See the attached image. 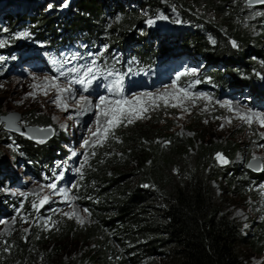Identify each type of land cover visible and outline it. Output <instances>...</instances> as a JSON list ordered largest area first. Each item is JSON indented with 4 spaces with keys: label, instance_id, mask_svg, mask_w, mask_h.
Segmentation results:
<instances>
[{
    "label": "rangeland",
    "instance_id": "obj_1",
    "mask_svg": "<svg viewBox=\"0 0 264 264\" xmlns=\"http://www.w3.org/2000/svg\"><path fill=\"white\" fill-rule=\"evenodd\" d=\"M255 1L247 5L249 0H234L223 14L217 13L215 7L207 9L204 0H170V2L161 0L155 8L143 7L141 17L145 20L142 28L144 43H147L146 39H148L149 45L154 48L147 51L149 61L145 65L149 68H144L143 70L146 71L139 74H134L137 72L135 68L126 66L124 58L130 55L142 60L144 53L137 56L132 53L126 55V52L117 51L115 46L112 49L107 47L105 41L94 44L92 53L89 52L86 56L88 64L95 58V66L101 71L107 69L125 74L123 81L125 97H131L133 94L152 93L155 96L164 92L173 93L175 89L172 85L177 74L191 69L197 70L196 75L181 76L176 82V87L189 88L194 96L206 93L211 97V100L195 99L194 102L172 100L169 97V103H178L179 107H165L163 101H157L159 107H149L144 113L147 118L136 120L127 127L117 128L115 136L118 139L110 137L103 147H92L91 144L86 148L81 147L84 140L93 139L89 131V128L95 130V116L92 112L77 117V107L73 100H68V111H64L51 103L56 95L54 89H48V95L45 96L42 87H33V85L42 86L46 77L57 75L50 59L46 60V65L41 60L44 47L33 41L30 32L26 38H12L18 33L27 32L19 29L23 25L18 26L17 31H11L0 24V40L7 41L3 47H0V117L17 114L20 121L16 126L20 129L54 130V134H49L45 142L40 144L37 140H30L25 134L5 130V124L0 123V220L6 221L0 223V263L62 264L88 255L92 246L81 245L82 237L78 233L82 228L92 225L90 214L84 211L86 208L82 205V202L94 204L95 199L92 193L91 198L83 201L88 189L87 186L85 187L87 178L95 174L100 168L99 165H105L118 155L120 151L118 143L123 134H131V132L143 134L152 131L158 141L170 135L183 139H193L199 135L206 143L232 145L238 149L235 155H223L229 161L227 164H221L216 159L217 154L211 158L215 177L227 171L229 178L233 176L231 185L227 184L228 178H222L220 181L214 179L211 191L215 199L219 200L223 215L238 225L241 238H247L239 250L243 264H264V251L260 253L264 245L250 249L248 246L252 240L264 236V188H261V185H264V171L252 173L246 169L247 162L253 157L264 163V148L259 147L264 144V139L260 135L264 133V127L257 122H253L250 126L243 123L236 118L235 111L238 109L241 113H246L251 109L264 112V99L260 98L264 92V79L261 78L264 77V3ZM60 2L58 11L68 10V1ZM210 2L212 3V0ZM50 9L46 8V10ZM185 10L191 11L190 15L186 14L189 12L184 13ZM162 16L168 19H159ZM187 16L193 19L202 17L204 23L201 21L199 23L210 29L209 32L207 29L204 30L210 48L229 58H241L242 63L236 67L237 71L232 73L234 78L243 83L241 87H237L232 79L226 76L228 74L226 69L231 67V63L222 67L219 63L210 65L201 57L174 56L175 59L172 60L179 61V65L176 69L168 71L171 62L167 59L172 56L166 52H172L176 40L165 37L174 36L176 30L187 28ZM148 19L155 20V24L147 25ZM225 19L235 27V30L249 39L246 47L239 44L238 48L232 47L230 30L222 22ZM137 34L136 32L130 41H135ZM259 36H262L261 39ZM128 42H124L125 48L128 51L134 50L135 46L130 47L132 43L128 45ZM26 55H32L34 58L26 59ZM104 55L108 57L106 60L102 58ZM159 55L160 58L157 57ZM72 57L74 56L64 53L55 58L63 60ZM101 58L102 64L97 65V60ZM242 64H253L254 69L251 67L250 70H246ZM75 65L78 63L71 59V63L66 64L65 68ZM107 70H104L105 75ZM163 75L167 76V79H156L155 83L148 80L150 77L155 79ZM112 79L114 77L100 80L108 83ZM196 80L200 83H195ZM60 83L66 86L64 78L60 79ZM252 84H257L258 90L246 89ZM139 85H144L146 88L142 86L137 88ZM97 87H92L89 93H81L80 86L74 85L77 89L76 96L88 95L93 104L96 103L99 95L109 94L107 91L101 93ZM33 92L36 94L35 98L29 95ZM217 101H231L234 111L230 112L227 108L221 107ZM77 119L80 120L79 124L76 123ZM61 125L65 127L61 128ZM13 148L16 150L13 151ZM42 149L48 157L39 159L41 163L37 164L35 163L37 159L33 156ZM73 152L76 155H72ZM93 152L95 155H92ZM85 154H87L86 164ZM81 164L84 165L81 172L73 171ZM62 165L68 170L64 173V179L57 182V186L67 188L70 195L78 197L71 205L65 203L62 196L53 194L47 187L41 189V185H47L55 179L53 172L59 173ZM45 177L49 179L46 180ZM252 177L255 179L251 180ZM94 186L91 185L89 188L95 191ZM20 192H38L41 196H50L51 200L36 211L31 208V202L38 203L37 198L29 196L25 199L13 195ZM21 202H23L22 209H20ZM17 209H20L19 215ZM73 209L84 219L83 224L77 223L75 217L69 219L63 215ZM21 216L26 217V223L21 220ZM147 263L172 264V260L161 251L159 255L144 262Z\"/></svg>",
    "mask_w": 264,
    "mask_h": 264
},
{
    "label": "trees",
    "instance_id": "obj_2",
    "mask_svg": "<svg viewBox=\"0 0 264 264\" xmlns=\"http://www.w3.org/2000/svg\"><path fill=\"white\" fill-rule=\"evenodd\" d=\"M60 1H68V10L58 11ZM159 1L0 0V24L11 31L23 25L19 29L30 32L33 41L44 47L42 53L78 42L93 50L94 44L105 41L107 47L115 46L126 55L144 53L142 60L138 58L147 64V51L154 46L149 45L148 39L144 43L145 20L141 11L155 8ZM204 1L207 9L215 7L217 13L223 14L234 0H212L214 4ZM49 5L51 9L46 10ZM187 18V28L165 37L176 40V48L166 53L172 57H201L210 65L219 63L222 67L231 63L226 76L241 87L243 83L232 75L242 63L241 58H229L210 48L204 35V30L210 29L199 23H204L202 17ZM226 20L222 22L230 30L229 38L246 47L249 39ZM136 32L135 41H130ZM125 41L135 49L128 51ZM242 66L250 70L254 65ZM246 89L255 91L258 86L252 84ZM260 98L264 99V92ZM118 148V155L99 165L85 184L88 189L83 201L91 198L92 193L95 198L94 204L82 202L92 225L78 233L81 245H90L92 249L88 255L62 264H144L161 251L172 264H243L239 250L247 238H241L238 225L223 215L219 200L211 191L214 179L228 178V185L233 179L227 176L229 171L215 177L211 158L217 153L235 155V146L206 143L199 135L193 139L170 135L158 141L152 131H146L123 134ZM44 152H35V163L48 157ZM91 185H95V191L89 188ZM257 245H264L263 235L248 243L249 249ZM263 251L264 248L260 253Z\"/></svg>",
    "mask_w": 264,
    "mask_h": 264
},
{
    "label": "snow or ice",
    "instance_id": "obj_3",
    "mask_svg": "<svg viewBox=\"0 0 264 264\" xmlns=\"http://www.w3.org/2000/svg\"><path fill=\"white\" fill-rule=\"evenodd\" d=\"M252 3V0H249ZM257 2L264 3V0H257ZM52 5H49L51 8ZM259 15V13H257ZM159 19H168L167 17H159ZM147 25L152 26L155 24V20L148 19L146 21ZM6 31V30H5ZM29 36L28 32H21L14 35L13 39H23ZM7 41L0 40V47H3ZM233 48H238V44L236 41H230ZM91 55V54H90ZM102 55V53H100ZM71 59H75L72 57ZM71 59L65 58L63 60L57 59L55 57L50 58V63L53 66V70L57 73V75L52 76L51 78H45L41 85H33L34 88H41L43 90V94L45 96L48 95V89L55 90V97L51 101V103L55 104L58 108H61L64 111H68L69 104L68 100H73L76 104L77 111L76 116L82 117L83 115L92 112L95 116V130L89 128L91 133V137L93 138L91 141L84 140L81 147H88L90 144L92 147H103V145L108 141V139L116 138L115 130L120 127H127L128 125L133 124L136 120L147 118L144 113L149 110V107L155 108L159 107L157 101H163L165 107H179L178 103H169V97L172 100H192L195 99H203V100H211V97L206 93H199L197 95H193L189 88L186 87H176V82L180 80L181 76L186 75H196L197 70L191 69L186 72L178 73L175 80L173 81L172 87L175 89L173 93L164 92L160 95H153L152 93H145L142 95L133 94L131 97H125L124 95V75L118 71L107 70L106 75L105 72L101 71L99 67H96V59L94 58L88 65H75L71 68H65V65L71 63ZM131 71V69H129ZM108 77H114V79L108 81L105 85V90L109 93L108 95H99L97 97V101L93 104L92 99L88 95L81 94L79 97L76 96L77 89L74 88V85H79V91L81 93H89V90L92 88L94 82L100 79H107ZM64 78L66 82V86H62L60 83V79ZM264 79V77H261ZM195 83H200L199 80H196ZM29 95L35 98V92L29 93ZM221 107H225L228 111H234L232 107L231 101H217ZM186 110V109H185ZM206 110V109H205ZM236 111V118L241 120L243 123L248 124L249 126L253 122H257L261 127H264V112H257L249 109L246 113H241L238 109ZM72 117L70 116L69 119ZM7 123L6 126L9 130L20 131L15 124V117L9 116L3 118ZM55 119V118H54ZM231 121H229L230 123ZM77 124L80 123V120L77 119ZM64 125H61V128H64ZM37 132L54 134V130L51 128L38 129ZM21 135H24L21 132ZM261 138L264 139V133H261ZM29 139H33V136H28ZM46 137L38 138L37 143L43 144L45 142ZM118 139V138H116ZM12 147V145H9ZM18 147V146H17ZM259 147L264 148V144L259 145ZM16 149L13 148V151ZM72 155H76L75 152ZM95 155V152L92 153ZM216 159L221 164H227L229 161L220 153H217ZM257 158L253 157V161H256ZM87 163V154H85V161ZM83 164L80 167L73 169V171L79 173L83 168ZM62 170L59 173L53 172V177L55 178L51 183L47 185H41V189L47 187L53 194L60 195L64 198V202L71 205L72 201L76 200L78 197L70 195V192L65 187L57 186V182L64 179V173L68 170L66 166H60ZM256 170L264 171V163H258L256 165ZM45 179H49V177H45ZM143 187H148V185H143ZM261 188H264V185H261ZM13 195H19L27 199L29 196H35L38 203L36 201L31 202V208L39 211L45 204H48L51 200L50 196H41L38 192H20L13 193ZM53 203L55 201H52ZM23 208V202L20 204V209ZM20 209H17V215L20 213ZM55 211V209H53ZM85 212H88V209H84ZM90 214V213H89ZM64 216H67L69 219L75 217L77 223L83 224L84 219L80 217V215L73 209L71 212L63 213ZM21 220L25 223L27 222L26 217L21 216ZM13 222H15V217H13ZM0 223H6V221L0 220ZM27 231V229H25ZM8 249H5L7 251Z\"/></svg>",
    "mask_w": 264,
    "mask_h": 264
},
{
    "label": "water",
    "instance_id": "obj_4",
    "mask_svg": "<svg viewBox=\"0 0 264 264\" xmlns=\"http://www.w3.org/2000/svg\"><path fill=\"white\" fill-rule=\"evenodd\" d=\"M254 2H256V1L252 0V3L247 2V5L253 4ZM9 116H12V117L16 118L15 124H17L20 121V118H19V116L17 114H10V115H6V116H3V117H0V123H4L5 124V130L10 131V132H14V133L23 132L26 136H30L31 135L34 138L30 139V140H37L38 138H43V137H46V139L48 138V136H49L48 133H46V136H44V133L37 132L36 129H20L19 128L20 131L9 130V128L6 126L7 122L3 119V118H6V117H9ZM258 163H261V161L259 159H257L256 161H253V159H251L249 162H247L246 169L249 170L252 173H258L260 171V170H256V165Z\"/></svg>",
    "mask_w": 264,
    "mask_h": 264
},
{
    "label": "bare ground",
    "instance_id": "obj_5",
    "mask_svg": "<svg viewBox=\"0 0 264 264\" xmlns=\"http://www.w3.org/2000/svg\"><path fill=\"white\" fill-rule=\"evenodd\" d=\"M25 58H26V59H28V58H29V59H32V58H34V57H33L32 55H26ZM23 60H24V59H23ZM175 68H176V67H175ZM132 87H133V86H132ZM138 87H141V85L137 86V88H138ZM133 88H134V87H133Z\"/></svg>",
    "mask_w": 264,
    "mask_h": 264
}]
</instances>
